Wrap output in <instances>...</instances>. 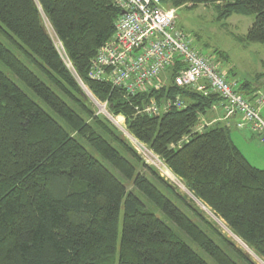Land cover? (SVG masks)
<instances>
[{"label":"trees","instance_id":"obj_1","mask_svg":"<svg viewBox=\"0 0 264 264\" xmlns=\"http://www.w3.org/2000/svg\"><path fill=\"white\" fill-rule=\"evenodd\" d=\"M164 3L175 9L213 5L221 23L232 15L254 16L239 39L264 45V0ZM119 16L112 0H0V65L60 121L0 70V264H209L183 237L214 264H253L95 115L82 85L110 115L122 116L129 135L264 262V170L249 163L227 127L197 131L199 116L219 97L176 88L180 64L165 73L170 78L160 90L134 96L88 78L90 61L114 34ZM177 95L183 109L136 114L152 97L161 104ZM135 164L150 176L137 173Z\"/></svg>","mask_w":264,"mask_h":264},{"label":"built area","instance_id":"obj_2","mask_svg":"<svg viewBox=\"0 0 264 264\" xmlns=\"http://www.w3.org/2000/svg\"><path fill=\"white\" fill-rule=\"evenodd\" d=\"M120 10L115 31L96 52L90 61L88 78L109 84L126 95L134 96L158 91L163 86L158 80L175 61L182 68L177 71L173 85L178 89H191L208 95L216 94L220 101L213 104L206 115L199 116L197 131L212 126L217 120H207V115L223 113V119L240 116L238 129L249 127L264 144V119L260 107L264 105V92L254 102L238 91V85L229 81L219 66L208 57L191 48L187 35L174 26L176 12L164 0H112ZM185 107L179 95L165 99L161 104L152 97L148 103L137 107L136 114L154 117L168 112L171 108ZM112 121L118 123V118ZM200 129V130H199ZM185 141H181L180 147Z\"/></svg>","mask_w":264,"mask_h":264},{"label":"rangeland","instance_id":"obj_3","mask_svg":"<svg viewBox=\"0 0 264 264\" xmlns=\"http://www.w3.org/2000/svg\"><path fill=\"white\" fill-rule=\"evenodd\" d=\"M173 9L176 12V18L174 21L175 28L182 30L187 35L194 50H196L201 55L208 57L211 61L216 63L221 70L226 72L229 71L230 75H228V80L235 82L236 85H240V83L244 82L250 84L252 87L257 85L258 81L260 80L258 76L264 73V45L243 43L239 39L244 37L242 35H244L247 32L248 28L253 24L254 16L232 15V18L230 17L231 19L228 18L229 20L227 19L226 22L221 23L216 21V10L213 5H199L192 9L188 5ZM42 25L45 32L48 34V36L56 46V49L61 55V58L64 61L65 65L68 69L71 70L70 63L68 62L62 46L56 39V36L54 35L47 20L44 18ZM0 70L6 76H8L22 91H24L34 102H36L43 110H45L54 120L60 122L58 118L47 107H45L24 85L18 82L15 77L1 65ZM169 75V73L163 74L158 82H160L161 84H167L170 78ZM82 89L84 97L90 103L95 115L103 119L117 133L118 136H120L125 142H127L136 151L142 162L147 165V167L152 169L165 183L172 187L174 191L178 195H180L186 201V203L194 209L196 213H198L205 221H207L212 227L219 231V233L230 243H232L235 248L238 249L243 255H245L249 261H251L253 264H260L256 258L257 254L252 249H249L242 241H240L220 218H218L209 208L206 207V209L199 206L194 201V199L188 195L187 192L189 191L185 187L184 183L176 178L171 172H169V170L166 168V166L158 156L153 154V152L146 145L138 143L129 135L124 121L121 118L117 119V124L114 123V121H112L113 118L107 111L106 106L98 104L83 85ZM198 125L199 123H197V126ZM231 134L233 143L241 151H243L249 163H251L252 166H254V164L262 166V163H264V144H259L258 146L256 145L257 143L254 142L252 144V149L250 150L247 148L248 145L245 141H243L242 139H237V137L234 136L233 132ZM260 161L262 163H259ZM131 162L134 164V161L131 160ZM135 167L137 173L145 174L147 177L150 176V172L145 169L142 164H135ZM123 183L126 187L127 192H134L137 197L142 200L148 210L152 211L159 219L168 224L161 213L142 195L135 191L132 183ZM182 185L185 187V190L183 189ZM157 187L164 193L163 189L160 186ZM177 206L190 219L199 224L205 230L203 225H201L199 219L196 218L193 213H190L189 211L184 209L182 205L177 204ZM169 226L171 228H174L171 225ZM183 239L209 264H214L203 253H201V251L196 246L192 245L188 239H186L185 237H183Z\"/></svg>","mask_w":264,"mask_h":264},{"label":"crops","instance_id":"obj_4","mask_svg":"<svg viewBox=\"0 0 264 264\" xmlns=\"http://www.w3.org/2000/svg\"><path fill=\"white\" fill-rule=\"evenodd\" d=\"M231 18H229V19H231ZM249 28H248V30H249ZM248 30H247V32H248ZM246 33L244 35H242V36H245ZM224 73L226 74V78L228 79V75H230L229 71L228 72L224 71ZM263 74L258 76V78L260 80L258 81L257 85H255L254 87H252L250 84H249V86H247L248 83H246V82L240 83V85H238V87H239V89L241 87L243 89H242V92H239V93L242 94L244 97H246L248 99H251V102H254V100H256V97L260 93L264 92V76H262ZM229 81H231V80H229ZM259 84H260V86H259ZM262 113L264 115V105H262L260 107V114H261L262 118L264 119ZM206 118H207L208 121L213 120V119L217 120V124L218 125L227 127V129L229 130L230 136L232 137L231 133L233 132L234 136L237 137V139H240V140L242 139L243 141H245L247 143V145H248L247 148L250 149V150L252 149V144L254 142H256L257 143L256 145H258V146H259V144L263 145V143H260L257 135L249 127H245L243 129H238L235 126L238 122H240V116H238V115H235V116H233L232 118H229V119H223V113H221L220 111H217L215 113V115L209 114V115H207ZM240 152L244 155L243 151L240 150ZM259 163H262V162L260 161ZM262 164H263L262 166H258V165L254 164V167H257L259 169H263L264 170V163H262Z\"/></svg>","mask_w":264,"mask_h":264},{"label":"bare ground","instance_id":"obj_5","mask_svg":"<svg viewBox=\"0 0 264 264\" xmlns=\"http://www.w3.org/2000/svg\"><path fill=\"white\" fill-rule=\"evenodd\" d=\"M49 33V32H48ZM57 39V38H56ZM56 47V46H55ZM191 48H192V44H191ZM193 49V48H192ZM194 50V49H193ZM194 51H196V50H194ZM197 52V51H196ZM176 64H180V62L177 60V61H175V64L172 66V67H174ZM181 65V64H180ZM161 171V170H160ZM171 175V174H170ZM182 187H183V189L185 190V187L182 185ZM187 192V191H186ZM188 193V195L190 196V197H192L193 199H194V201L199 205V206H201V207H203V208H206V206L204 205V204H202L198 199H196L191 193H189V192H187ZM207 209V208H206ZM253 254V253H252ZM253 257V256H252ZM256 258H257V261L260 263V264H264V262L259 258V257H257L256 256Z\"/></svg>","mask_w":264,"mask_h":264}]
</instances>
